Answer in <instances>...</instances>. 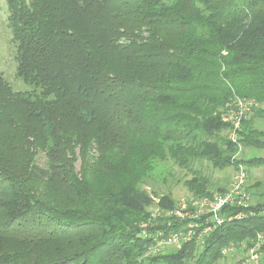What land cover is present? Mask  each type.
Here are the masks:
<instances>
[{"label": "trees", "instance_id": "16d2710c", "mask_svg": "<svg viewBox=\"0 0 264 264\" xmlns=\"http://www.w3.org/2000/svg\"><path fill=\"white\" fill-rule=\"evenodd\" d=\"M7 6L16 74L34 90L0 80V264H213L230 244L246 249L259 235L264 264V181L246 184L242 165H263L264 155L235 157L239 146L264 149L253 125L264 116V0ZM236 97L255 105L234 143L220 131L228 129L221 109ZM167 157L183 167L202 159L242 167L253 200L224 205L201 245L144 256L154 243L144 228L187 223L151 220L154 199L139 188ZM185 185L197 199L228 188L212 190L201 174ZM240 210L246 215L235 218Z\"/></svg>", "mask_w": 264, "mask_h": 264}, {"label": "rangeland", "instance_id": "374dc122", "mask_svg": "<svg viewBox=\"0 0 264 264\" xmlns=\"http://www.w3.org/2000/svg\"><path fill=\"white\" fill-rule=\"evenodd\" d=\"M16 41L13 40V34L10 23L8 21V6L7 0H0V80L8 82L14 91L17 92H31L34 90L33 86L25 83L16 74ZM252 113V112H251ZM250 114L247 115L249 117ZM253 125L264 131V116L255 117ZM222 136L229 138L230 130L225 129L220 131ZM253 155H264V149H249L247 147H239L235 157L247 158ZM36 163L44 165L46 161L45 154L38 152L35 157ZM243 168L247 174L246 184L253 183L256 180L264 181V164L263 165H249L243 164ZM79 163H76V168ZM196 174H201L209 181L214 190L215 187L221 186L224 188L233 180L236 174L235 167H225L223 169L214 168L207 160H195L188 167L179 166L173 159L167 157L165 160H157L154 162V167L147 177L139 184V188L149 193L154 199L153 204L148 207L149 216L154 220L158 215H166L167 211L177 206L178 203L186 197H193L187 189L185 182L191 179ZM171 198L173 205L170 207H161L162 198ZM250 200L253 199L250 196ZM145 225V224H143ZM256 243H251L250 247L245 249V245L232 246V248L222 257L217 259L213 264H263V254L259 253V259L255 263L249 259L250 250L258 251ZM255 248V249H254ZM174 243L165 244H150V247L144 253V256L158 257L178 250ZM256 254V253H254ZM253 254V255H254ZM157 264H166L165 262H158Z\"/></svg>", "mask_w": 264, "mask_h": 264}, {"label": "built area", "instance_id": "2783aa9c", "mask_svg": "<svg viewBox=\"0 0 264 264\" xmlns=\"http://www.w3.org/2000/svg\"><path fill=\"white\" fill-rule=\"evenodd\" d=\"M254 105L253 100L236 97L221 109V119L227 124V127L230 130L229 139L232 142H237L238 131L240 130L242 119L252 112ZM249 199L250 195L245 189V172L243 168L240 167L236 171V174L226 191L222 193H214L209 197H202L199 199L194 197H189L187 199L184 197L177 206L175 205L167 211V217L187 220V223L183 227L168 231L156 230L152 234H149L144 228L142 234L144 236H151L154 242L153 244H160L163 242L165 244L174 243L180 248L183 243L194 239L196 244L201 245L203 235L209 231L212 226L214 227L223 222L224 217L220 212L224 205L228 203H238L239 205L241 204L246 207ZM245 215L244 211L240 210L238 214L235 215V218H241ZM226 218L230 221L231 218L234 217L227 216ZM200 219L204 222L198 223L197 220ZM142 226L146 227V225L143 224ZM195 229H198L197 233L195 232ZM261 238L262 236L259 235L256 247L259 246ZM231 248L232 244L223 249V253ZM249 259L256 263L259 259V252H255L251 249Z\"/></svg>", "mask_w": 264, "mask_h": 264}, {"label": "crops", "instance_id": "0c3cea01", "mask_svg": "<svg viewBox=\"0 0 264 264\" xmlns=\"http://www.w3.org/2000/svg\"><path fill=\"white\" fill-rule=\"evenodd\" d=\"M260 107L264 110V102L261 103Z\"/></svg>", "mask_w": 264, "mask_h": 264}]
</instances>
